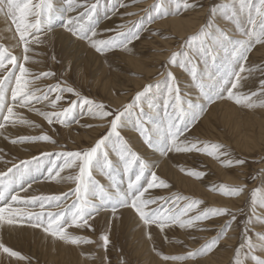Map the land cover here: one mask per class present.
Returning a JSON list of instances; mask_svg holds the SVG:
<instances>
[{
  "label": "rangeland",
  "instance_id": "1",
  "mask_svg": "<svg viewBox=\"0 0 264 264\" xmlns=\"http://www.w3.org/2000/svg\"><path fill=\"white\" fill-rule=\"evenodd\" d=\"M55 2L59 3V0H55ZM155 2L156 0H119V2L117 0H99L95 17L98 21L96 25L97 38L113 37L117 31L121 30V25L126 26L123 29L126 31L127 28L132 27L134 22L145 18L140 38L128 46L130 51L116 49L103 55L97 53L85 41L78 40L63 27V20L55 21L51 29L46 32H34L28 37L31 41L29 45L31 51L28 53L30 60L25 65L30 70V75L27 78L33 81L30 87L34 91H47L48 87L57 83H60L62 87L71 86L82 97L103 104L105 110L112 111L122 109L131 103L136 93L142 91L146 85H153L142 99L141 107L146 116H155V112L158 111L160 117L163 118V102L167 98L169 83L167 74L170 72L175 77L182 100L200 101L202 98L199 90L193 83L189 72L191 66H181L184 63V56H179L174 64L169 63V60L173 52L187 53L197 66L198 71L204 72L203 59L196 54L194 49L186 48L184 42L189 36L196 34L209 20H213L216 27L232 37L242 38L239 36L236 21L219 17L213 19L211 16L212 7L230 2V0H190L195 5L193 8L182 11L178 16H170L149 24L146 22L147 14L144 9L150 8ZM88 3H95V0H88ZM119 3L128 6L120 7ZM82 11H84L83 8H77L76 11L67 15L69 17L78 16ZM130 13L131 15H129ZM175 18L193 20L195 24L186 35H183L175 32L171 23L168 22ZM238 20L241 27L247 26V13H241ZM165 22L168 23L165 25ZM35 36H38L39 40L35 39ZM18 41L19 36L15 32L14 25L10 20L0 15V47H6L14 55L22 58L23 47ZM224 55L225 53L220 51L218 60L222 59ZM210 64L211 61H209L208 70L213 71ZM245 67L255 69L250 74L247 72L244 74L248 76L245 91H259V81L264 80V71L259 70L264 69V44H257L253 47L248 54ZM48 71L55 73V76L36 79L41 73ZM3 76L4 73L0 72V79ZM39 94L37 92V95ZM55 95L57 93H51L50 99H54ZM10 97L9 91L8 103L11 104ZM75 100L77 97L65 92L55 108L48 101L40 103L34 101L32 110L26 107H15L14 112L21 119L31 123L17 122L15 125L7 124L6 128L0 129V172H6L14 164L20 165L21 161H33L34 157L42 159V169H46L50 165L43 157L44 153L52 154L51 158L57 164H61L62 161L56 160L55 154L89 149L102 136L106 135L110 129L109 121L112 117L101 119L94 116L87 111V106L83 109L75 108L71 118L65 124L58 122L49 124L36 111L37 109L49 113L61 111L63 108L69 107L70 102ZM149 104L156 107L149 108ZM183 107H187V105L184 104ZM168 111L171 112L172 109L169 108ZM229 111L233 112L232 115H225L230 113ZM139 112L140 108L133 110L132 122L127 127L119 129L120 134L133 151L152 165L151 170L169 185L168 188L149 189L145 193V197L157 198L158 204H165L166 200L170 201L176 196L188 198L187 201L179 202L182 205L192 200L202 201L203 203L195 211L190 212L189 216H194L207 208H226L229 214L199 222L193 228L182 229L178 225H172L161 232L155 224L144 225L130 207L119 208L115 215L110 210L101 211L89 221L94 231L87 228L70 229V231L94 241L92 244L80 246L66 245L61 241L54 240L42 229L29 227L27 223L21 221L14 226H0V242L14 251H18L28 260L9 258L6 254L0 253V264H205L203 261L227 238L230 229H238L233 236L235 243L233 247L229 248L232 250V254L226 263L234 264L236 250L245 243V234L251 237L253 242H257L256 234L264 233V223H260L255 217L257 215L264 216V209L257 207L253 214L251 193L257 189L264 192V147L261 148V151L259 147V150L249 152L241 146L245 142L246 132L253 131L251 134L254 137L259 136L260 128L264 125V108L248 110L226 99L219 100L210 105L201 119L185 133L189 139L223 144L233 159L245 161L243 165L232 167H224L215 159L195 151L191 153L169 152L166 155L153 151L144 143L143 138L134 127ZM211 115H215L218 132L213 136L207 132L206 135H202L203 123ZM223 116H225L224 120ZM246 117L247 121L244 122ZM164 123L166 126V118ZM146 127L151 128V124H147ZM40 135H48L55 143L46 141L11 143L12 139L20 136ZM107 151L109 159L114 163L118 162V156L112 151L111 146ZM182 168L201 171L205 175L201 179H196L187 175L186 172H182ZM77 173L78 168L73 167L64 169L60 175L67 177ZM35 175L37 180L31 182V187L25 184L27 191H20V197L71 194V191L75 189L73 181L62 180L59 177L48 179L46 171H43L42 174L35 173ZM228 175L236 178L241 177V179L237 183H230L227 181ZM254 176L256 178L252 179ZM92 178L106 189L112 190L110 188L112 181L99 169L93 170ZM116 181L122 189L127 188L126 176L119 175L116 177ZM36 183H47L48 188L35 187ZM215 185L234 187L243 185L245 190L239 196H225L218 191L210 190ZM68 186H70L69 189L62 190ZM209 195L215 196L217 201L212 202ZM74 198L71 197L67 202L71 203ZM220 200L225 204L220 205ZM156 206L155 204L150 205L149 208ZM40 210L39 207L34 209L36 212ZM48 210L56 211L57 209L46 207L45 211ZM250 218L251 223H249ZM233 225L235 226L233 227ZM225 226H230L227 235L207 255L185 261H164L160 255H157V252L166 256L186 255L188 251L199 249L215 239L225 229ZM105 233L109 235L110 239L107 249L103 247V241L100 239V236ZM149 234L151 239H149ZM247 251L246 246L241 251L243 264H254V261L251 260L252 254L264 258V253L260 251L245 257L244 253Z\"/></svg>",
  "mask_w": 264,
  "mask_h": 264
},
{
  "label": "snow or ice",
  "instance_id": "2",
  "mask_svg": "<svg viewBox=\"0 0 264 264\" xmlns=\"http://www.w3.org/2000/svg\"><path fill=\"white\" fill-rule=\"evenodd\" d=\"M98 4L99 0H95V3L91 4L88 3V0H59V3H56L55 0H0V15L10 20L11 24L14 25L15 32L19 36L18 43L23 47L22 58L14 55L6 47H0V72L4 73L3 78L0 79V121H3L0 123V129H4L7 124L15 125L17 122L21 124L31 123L21 119L14 112L15 107H26L32 110L34 101L37 103L48 101L55 108L65 92L77 97V100L70 102L69 107L51 113L36 110L49 124L55 122L65 124L71 118L75 108L83 109L85 106H87L89 113L101 119L112 117L109 121V131L93 147L83 151L55 154L56 160L62 161L61 164H57L51 158L52 154L44 153L43 157L47 159V163L50 165L46 169H42L43 160L34 157L33 161H21L20 165L14 164L6 172H0V226H14L23 221L29 227L42 229L54 240L61 241L66 245L80 246L92 244L94 241L86 236L78 235L70 229L87 228L94 231L89 221L101 211L110 210L115 215L119 208L130 207L144 225L155 224L161 232L172 225H178L182 229L193 228L199 222L212 217L228 215L229 212L226 208H207L194 216H189L190 212L195 211L203 203L202 201L192 200L182 205L179 202L181 200L187 201L188 198L176 196L170 201L166 200L165 204H158L157 198L145 197V193L149 189L168 188L169 185L151 170V164L132 150L128 142L121 136L119 129L127 127L132 122L133 110L140 108L134 127L143 138L144 143L153 151L162 155L169 152L191 153L195 151L215 159L224 167L243 165L245 161L233 159L223 144L189 139L185 133L201 119L210 105L219 100L226 99L248 110L264 108V80L259 81V91L249 92L245 91L248 76L244 75L246 72L250 74L255 70L245 67L248 54L255 45L264 44V0H230V2L212 7L211 16L213 19L219 17L236 21L239 36L242 38L232 37L216 27L213 20H209L196 34L189 36L184 45L189 50L194 49L196 54L203 59L204 72L198 71L197 66L187 53H172L169 63L174 64L177 58L183 55L184 63L181 66H191L189 72L202 99L198 102L182 100L175 77L169 72L167 74L169 81L167 98L163 102V118L160 117L158 111L155 116H146L141 107L142 99L152 89L153 85H146L142 91L136 93L131 103L122 109L112 111L105 110L103 104L82 97L71 86L62 87L60 83H57L48 87L47 91H34L30 87L33 81L27 78L30 75V70L25 66L30 60L28 53L31 51L29 47L31 41L28 37L34 32L40 33L50 30L57 20H63V27L78 40L85 41L97 53L103 55L116 49L130 51L128 46L140 38V31L145 24V18L134 22L132 27L127 28L126 31L123 30L126 26L121 25V30L117 31L115 36L100 39L97 38L96 25L98 21L95 19ZM119 6L127 7L128 5L119 3ZM194 6L190 0H156L150 8L144 9L147 14L146 22L151 24L170 16H178L182 11ZM113 7L115 8V5ZM77 8H83L84 11L80 12L78 16L69 17L67 15L76 11ZM244 12L247 13V26L241 27L238 17ZM34 38L39 40L38 36ZM220 51H223L225 55L218 60ZM209 61H211L210 67L213 71L208 70ZM9 65L12 67L9 68ZM259 70L264 71V69ZM53 76L55 73L48 71L41 73L36 79ZM9 91L11 104L8 103ZM37 92L40 94L37 95ZM51 93H57L54 99H50ZM184 104L187 107H183ZM154 107L156 106L149 104V108ZM169 108L172 109L171 112L168 111ZM149 123L151 128L146 127ZM37 141L55 143L48 135L20 136L12 139L11 143ZM109 146L118 156V162L114 163L109 159L107 151ZM73 167L78 168L76 175L61 177L60 174L64 169ZM94 169H99L109 177L112 181L111 191L92 178ZM43 171L47 172L48 179L59 177L62 180L73 181L75 189L71 191V194L20 197V191H27L25 184L31 187V182L37 179L35 173L42 174ZM181 171L196 179H201L205 175L197 170L182 168ZM119 175L127 177L126 189H122L117 183L116 177ZM255 178V176L252 177V179ZM210 190L218 191L225 196H239L244 192L245 186L215 185ZM71 197L75 198L72 199L71 203H68L67 201ZM251 203L253 214H255L257 207L264 209V192L259 189L254 190L251 193ZM154 204L157 205L155 208H149L150 205ZM36 207L41 210L39 212L34 211ZM46 207L57 210L45 211ZM255 218L260 223H264V216L257 215ZM233 219H235L234 216ZM249 223H251V218ZM229 227L225 226V229L215 239L199 249L188 251L186 255L166 256L159 252L157 255H160L164 261H185L207 255L227 235ZM256 236L257 242H253L252 238L245 234V243L236 250L234 264H243L241 251L245 246L248 249L244 253L245 257L257 251L264 253V233H257ZM100 239L103 241V247L107 249L110 243L109 235L105 233L100 236ZM149 239H151L150 234ZM0 253L6 254L9 258L21 261L28 260L27 257L5 246L2 242H0ZM251 260L254 261V264H264V258L255 254L251 255Z\"/></svg>",
  "mask_w": 264,
  "mask_h": 264
},
{
  "label": "bare ground",
  "instance_id": "3",
  "mask_svg": "<svg viewBox=\"0 0 264 264\" xmlns=\"http://www.w3.org/2000/svg\"><path fill=\"white\" fill-rule=\"evenodd\" d=\"M168 22L171 23L172 28L174 29L175 32L181 33L183 35H186V33H188V31H190V29L195 24V22L193 20H187V19H183V18H175V19L169 20ZM168 22H165V25ZM229 112L230 113L225 114V115H232L233 112H231V111H229ZM214 118H215V115H211L210 117L205 119V122L203 123L204 127L202 129L200 127L202 135H206V132L210 136H213V135L217 134V132H218V124H217L216 119H214ZM224 118H225V116H223V120H224ZM246 121H247V117L244 120V122H246ZM260 130L261 131L259 133V136H257V137H254L251 134V132H253V131H251L250 133L246 132L245 136H244L245 142H244V144L241 147L245 148L249 152H251L252 150H259V147H260V151H261V148L264 147V133H262V132H264V125L260 128ZM0 136H1V134H0ZM262 141H263V143H261ZM240 179H241V177L240 178L239 177L236 178L234 176L232 177V176L228 175L227 181L230 182V183H237V182L240 181ZM34 185H35V187H40V188H43V189L48 188L47 187V183H43V184H40V183L37 184L36 183ZM69 187L70 186H68V187H66L65 189H62V190L69 189ZM208 197L212 200V202H216L217 201L215 199V196H213V195H209ZM219 204L221 205V204H225V203H222L221 200H220ZM208 225H211V224H208ZM235 225H233V227ZM237 230L238 229H236V230L235 229L234 230L230 229V232L227 235V238H225L224 241L221 242V245L213 253H211L204 261L202 260L203 263H205V264H226L228 262V260H229L230 255L232 254V250H230L229 248L233 247V245L235 243V238L233 236L237 233L236 232Z\"/></svg>",
  "mask_w": 264,
  "mask_h": 264
}]
</instances>
